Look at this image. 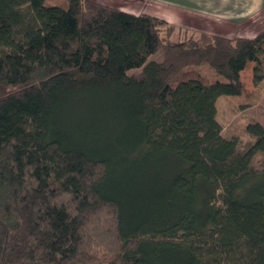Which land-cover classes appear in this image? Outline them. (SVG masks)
Here are the masks:
<instances>
[{"label": "trees", "instance_id": "1", "mask_svg": "<svg viewBox=\"0 0 264 264\" xmlns=\"http://www.w3.org/2000/svg\"><path fill=\"white\" fill-rule=\"evenodd\" d=\"M66 2L0 0V264H264V123L241 149L217 120L264 28Z\"/></svg>", "mask_w": 264, "mask_h": 264}, {"label": "rangeland", "instance_id": "2", "mask_svg": "<svg viewBox=\"0 0 264 264\" xmlns=\"http://www.w3.org/2000/svg\"><path fill=\"white\" fill-rule=\"evenodd\" d=\"M96 1L134 13L144 12L167 18L170 20L169 23L176 25V30L171 36L172 39H182L185 35L198 36L204 31L226 34L231 37H252L264 28V5L260 7L259 11L252 14H237L239 7H237V0H167L170 2L168 4H164L160 0ZM49 2L63 6L67 5L66 0H49ZM194 6H196L195 10L193 9ZM198 10L206 12L221 10V13L204 14ZM241 15L245 18H242L240 22L230 20L237 19ZM161 58L162 53L160 51L150 56V59ZM252 67L253 63L250 62L242 72L245 90L241 95L220 96L217 100V120L222 127V133L226 137L238 136L241 149L246 148L254 140V137L245 131L247 121L255 119L264 123V78L260 83L255 84L253 82ZM137 70L132 69L131 72ZM201 70L209 80L216 77L214 72L206 65H203ZM253 160L257 166L264 164V154H257Z\"/></svg>", "mask_w": 264, "mask_h": 264}, {"label": "crops", "instance_id": "3", "mask_svg": "<svg viewBox=\"0 0 264 264\" xmlns=\"http://www.w3.org/2000/svg\"><path fill=\"white\" fill-rule=\"evenodd\" d=\"M160 1L163 2L164 4L165 3L166 4L170 3L167 0H160ZM252 1L254 2V5H253ZM175 4H177V3H175ZM243 4H244V6H243ZM263 5H264V0H257V1L256 0H237V7L239 6L238 9H237V14H241V13L242 14L243 13L244 14H246V13H251L252 14L254 12L259 11L260 7L263 6ZM195 7L196 6L193 7L194 10H195ZM198 11L201 12V13H204V14H208V13L218 14V13H221V10H217L215 12H206V11H202V10H198ZM129 12H132V11H129ZM161 18H163V17H161ZM242 18H245V17L243 15H241L240 17H237V19H230V20H234V21L240 22V21H242ZM164 19H166L167 21H170L167 18H164Z\"/></svg>", "mask_w": 264, "mask_h": 264}]
</instances>
